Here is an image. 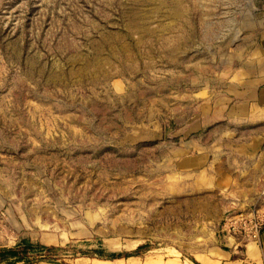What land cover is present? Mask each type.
<instances>
[{"label": "rangeland", "instance_id": "374dc122", "mask_svg": "<svg viewBox=\"0 0 264 264\" xmlns=\"http://www.w3.org/2000/svg\"><path fill=\"white\" fill-rule=\"evenodd\" d=\"M262 56L264 0H0V251L18 252L0 264L199 262L245 241Z\"/></svg>", "mask_w": 264, "mask_h": 264}, {"label": "crops", "instance_id": "0c3cea01", "mask_svg": "<svg viewBox=\"0 0 264 264\" xmlns=\"http://www.w3.org/2000/svg\"><path fill=\"white\" fill-rule=\"evenodd\" d=\"M260 61V68H255L257 71L256 81L258 87L255 90L251 88L253 91H251L249 96L264 98V86L261 87L259 84L261 81L264 83V56H262L261 60L258 59V63ZM207 141L208 140L199 142V140H195L194 144L196 143V146L213 145V143ZM180 150L183 152L184 149ZM187 151L190 150L188 149ZM133 258H137V256H129V259ZM198 260L199 262H195L189 258L174 257L170 259L162 258L160 261L161 264H264V231L259 240L240 241L228 249L213 247L203 252L201 258Z\"/></svg>", "mask_w": 264, "mask_h": 264}, {"label": "built area", "instance_id": "2783aa9c", "mask_svg": "<svg viewBox=\"0 0 264 264\" xmlns=\"http://www.w3.org/2000/svg\"><path fill=\"white\" fill-rule=\"evenodd\" d=\"M239 218L234 217L231 222L233 229L239 232L241 237H245L246 240H259L262 232L264 231V215L255 216L254 212L248 216H244L245 213H239ZM242 225L241 228L238 225Z\"/></svg>", "mask_w": 264, "mask_h": 264}, {"label": "trees", "instance_id": "16d2710c", "mask_svg": "<svg viewBox=\"0 0 264 264\" xmlns=\"http://www.w3.org/2000/svg\"><path fill=\"white\" fill-rule=\"evenodd\" d=\"M139 249H137L135 251H131V252L126 251V252H122V253H115V254L111 255V257L112 258H120V257H123V256L129 257V256H132V255L138 254L139 253ZM10 254H15L17 256L18 252H17V250H14V249H9V250L3 249V250H1L0 251V257H1L2 261L7 260ZM18 257L22 258L24 256H22V257L18 256Z\"/></svg>", "mask_w": 264, "mask_h": 264}]
</instances>
